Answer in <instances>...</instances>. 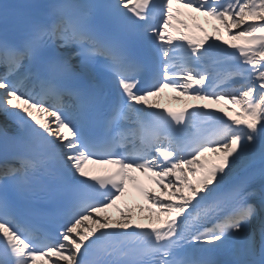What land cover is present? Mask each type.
I'll use <instances>...</instances> for the list:
<instances>
[{"label": "snow or ice", "instance_id": "6c2138e0", "mask_svg": "<svg viewBox=\"0 0 264 264\" xmlns=\"http://www.w3.org/2000/svg\"><path fill=\"white\" fill-rule=\"evenodd\" d=\"M0 116V264H264V0L0 4Z\"/></svg>", "mask_w": 264, "mask_h": 264}, {"label": "bare ground", "instance_id": "6f19581e", "mask_svg": "<svg viewBox=\"0 0 264 264\" xmlns=\"http://www.w3.org/2000/svg\"><path fill=\"white\" fill-rule=\"evenodd\" d=\"M203 19L204 18H201V22L202 23H203ZM208 26H210V25H208ZM225 38H226V36H225ZM7 122L8 123H11L10 121H7ZM127 200H128V203L129 204H133V203H143L144 202L143 199L140 198L139 196L138 197H132V196H130V197L127 198ZM108 214L109 215H112L113 218H116L118 216V213L115 211V209H111L110 211H108ZM145 215H146V213H145Z\"/></svg>", "mask_w": 264, "mask_h": 264}]
</instances>
